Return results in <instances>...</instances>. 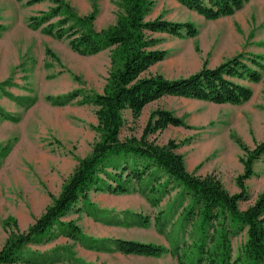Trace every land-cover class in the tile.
Here are the masks:
<instances>
[{"label":"rangeland","instance_id":"1","mask_svg":"<svg viewBox=\"0 0 264 264\" xmlns=\"http://www.w3.org/2000/svg\"><path fill=\"white\" fill-rule=\"evenodd\" d=\"M28 0H0V250L11 234L25 233L61 192L79 160L87 157L98 141L96 108L85 97L102 93L110 71V51L81 56L67 39L50 38L29 27V18L47 12L49 0L28 6ZM79 16L94 13V28L113 25L121 12L120 0H65ZM146 20L161 17L172 22H190L195 38L178 39L155 33L158 50L165 58L148 73L169 80L188 77L204 64L215 68L240 54L264 48V2L247 3L231 17L207 21L175 0H151ZM259 39L260 42H256ZM74 95L68 103L55 99ZM170 111L184 122L150 136L158 145L169 140L179 144L189 173L217 177L229 194L240 190L243 152L264 141V85L243 108L163 97L148 104L137 120L123 112L121 138L140 137L151 112ZM12 116L15 121L1 115ZM130 158V157H129ZM125 157L113 160L107 172L119 173ZM128 164H130L128 162ZM254 175L244 182L251 205L264 192V156L253 165ZM125 173L122 182L125 181ZM114 186L111 180H108ZM127 194L91 191L88 205L78 203L38 241L18 253L14 264H176L165 254L159 258L124 255L114 246L118 239L152 243L169 248L189 241L190 227H180L179 217L188 203L180 187L167 175L152 169L140 182L126 183ZM163 186H165L163 188ZM162 189L164 191H162ZM167 216L160 220L161 216ZM148 219L143 226L138 220ZM68 222L81 237H70ZM245 234L233 238L234 254Z\"/></svg>","mask_w":264,"mask_h":264},{"label":"trees","instance_id":"2","mask_svg":"<svg viewBox=\"0 0 264 264\" xmlns=\"http://www.w3.org/2000/svg\"><path fill=\"white\" fill-rule=\"evenodd\" d=\"M43 0H28L27 5ZM47 12L29 18V27L50 38L67 39L71 50L81 56L110 51V71L102 93L85 97L84 103L96 108V131L99 139L91 153L79 160L59 195L25 233L11 234L0 250V264H14L21 259L18 253L28 244L38 241L54 226H62L65 217L78 203L88 205L91 191L106 190L112 194H127L129 181L140 182L154 169L163 172L180 187V198L186 196L180 227H190L189 241L175 242L169 248L152 243L118 239L115 249L124 255L159 258L169 254L176 264H264V192L254 202L240 209L239 202L248 199L244 182L254 175L253 165L264 156V141L249 149L237 141L243 157L244 172L237 178L239 192L229 194L220 180L213 176H196L185 168L184 158L178 153L179 144L169 140L158 145L150 136L168 127H183L182 119L170 111L157 109L151 112L140 137L121 138L125 123L123 112L130 111L137 120L144 108L163 97L192 99L216 105L239 106L253 96L249 87L234 80L259 83L264 71V57L240 53L215 68L206 64L196 73L169 80L149 69L161 62L166 52L158 50L155 33H166L178 39L195 38L198 31L190 22H172L157 17L146 20L151 0H120L121 12L115 23L97 31L94 13L79 16L65 0H49ZM207 21L229 17L243 9L252 0H175ZM0 30L2 27L0 26ZM66 95L55 99L65 104L74 99ZM1 115L15 121L5 113ZM125 157L121 171L110 174L113 160ZM130 157V158H129ZM128 162L130 164H128ZM111 165V166H110ZM125 175V181L122 178ZM108 180L115 183L111 186ZM165 186H163L164 188ZM162 191H164L162 189ZM167 216H161L165 220ZM143 226L148 219L138 220ZM70 237H81L79 228L72 222L65 224ZM245 234L244 242L233 249V238Z\"/></svg>","mask_w":264,"mask_h":264},{"label":"crops","instance_id":"3","mask_svg":"<svg viewBox=\"0 0 264 264\" xmlns=\"http://www.w3.org/2000/svg\"><path fill=\"white\" fill-rule=\"evenodd\" d=\"M261 2H264V0H252L249 3L252 5L254 3H261ZM229 17H231V16H229ZM224 18H228V17H224ZM263 32H264V30H263ZM257 42H260V40L259 39H256V42L255 43H257ZM253 54L264 57V48H259ZM234 81L236 83H239V84L243 85V86L249 87L252 90V92H253V96L250 99V101H248V102H246V103H244L242 105H239V106H233V105H228V104H223V105L224 106H229V107H232V108H243V107L248 106L251 103V101L255 98L256 94L260 92V87H262L264 85V71L261 72V81L259 83L254 84V83H250L248 81H242V80H234Z\"/></svg>","mask_w":264,"mask_h":264}]
</instances>
